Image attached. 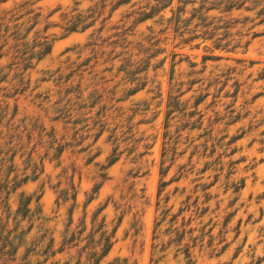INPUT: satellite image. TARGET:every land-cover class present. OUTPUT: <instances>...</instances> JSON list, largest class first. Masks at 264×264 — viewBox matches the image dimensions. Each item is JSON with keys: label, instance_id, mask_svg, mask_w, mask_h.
I'll return each instance as SVG.
<instances>
[{"label": "rangeland", "instance_id": "obj_1", "mask_svg": "<svg viewBox=\"0 0 264 264\" xmlns=\"http://www.w3.org/2000/svg\"><path fill=\"white\" fill-rule=\"evenodd\" d=\"M24 1H0V16ZM27 1L42 16L60 6L47 17L56 23L61 11L74 6V0ZM189 1L193 2L185 4L181 18H190L192 8L200 3ZM96 2L80 0L77 7L87 11ZM145 3L130 0L115 8L110 17V6H106L92 26L61 37L62 30L51 26L47 32L57 38L50 52L28 71L26 90L14 98L4 97L13 71L0 83V158L6 151V157L15 152L12 163L5 165L12 164L9 179L29 176L8 196L9 226L14 224L21 192L32 196V208L40 195L43 216V222L35 221L25 235L17 260L8 264H16L25 247L44 229L52 235L56 248L65 229L74 230L85 217V235L93 212L105 203L97 222L104 216L110 230L123 216L113 245L99 264L124 257L129 263L153 264L152 231L162 206L175 213L186 204L177 224L183 216L186 229H192L191 236L196 237L192 248L195 264H251L264 257V22L253 25L259 20L255 11L228 15L210 9L206 15L213 19L207 21H211L210 27L221 26L219 35L230 16L249 17L241 28L248 32L240 39L241 46L233 48L239 40L234 34L238 24L222 41L230 44L216 48L214 38L183 40L202 34L204 28L196 17L188 24L179 22L178 32L175 30L168 19L181 5L179 0H172L158 14L133 22ZM30 16L17 22L26 27ZM253 32L258 34L252 37ZM211 55L218 58L203 60ZM8 62L6 57L1 59L2 65ZM173 101L176 107L168 106ZM171 109L165 127L166 112ZM164 142L170 151L163 164L168 170L161 175ZM57 145L63 148L61 156L51 159ZM113 153L118 158L105 170L109 178L85 205L101 166ZM72 174L77 195L67 226L73 201L64 202L62 192ZM162 181L167 184L158 195ZM241 183L234 191V185ZM203 184L208 186L204 190ZM28 225L27 220L20 222L23 229ZM174 249H167L158 264H182V255L174 257ZM28 258L35 264L42 257L31 253ZM75 260L72 249L56 253L45 264H73Z\"/></svg>", "mask_w": 264, "mask_h": 264}, {"label": "trees", "instance_id": "obj_2", "mask_svg": "<svg viewBox=\"0 0 264 264\" xmlns=\"http://www.w3.org/2000/svg\"><path fill=\"white\" fill-rule=\"evenodd\" d=\"M5 1V0H0ZM130 0H97L94 8L88 9L87 11L81 10L77 7L80 3V0H74V6L67 10L61 11L59 14V23L51 22L47 20L51 14L60 9V6L53 9L46 16H42L40 11L35 12L29 6L33 2L24 1L22 3H16L14 7L4 10L2 16H0V83L5 81L11 71L13 75L11 78V86L5 92L4 97L11 98L16 97L18 94H21L26 90L29 85L28 71H30L41 59H43L51 50L52 43L57 38L54 33H48L47 30L51 26H57L62 30L61 36H65L72 32H81L89 28L94 24L106 6H110L109 14L107 17H110L112 11L118 6L128 3ZM146 3L143 10L138 12V16L133 20V22H140L148 17H151L155 14H158L167 6H170L172 0H144ZM153 2V3H152ZM181 5L177 6L173 12V15L168 19L169 22L173 21L175 24V30H179V22L189 23L193 17H196L200 20L199 25L204 28L201 35L191 34L188 38H184V41H190L196 37H202L204 39H213L214 46L216 48H225L229 41H225L232 32V28H236L238 24H241L240 28H236L234 32L235 35L239 36V40L233 45V48L241 46V38L246 36L248 32L243 33L242 27L246 21L249 20L248 16H244L241 20L237 17L230 16L222 26L225 31L219 35L217 29L221 26H212L211 21H207L209 18L211 20L213 17L206 15L210 9H220V12L227 13L232 15L234 11L245 10V11H255L256 18H259L258 22L253 25L264 22V0H200V3L197 7H193L191 10L190 18H181V14L185 11V4L188 2H193L189 0H179ZM37 9H40L38 7ZM31 13V16L28 19L29 25L24 26V22H17L21 17ZM107 17H104L105 20ZM251 21V19H250ZM41 22L43 26L37 27ZM185 25V24H184ZM252 27H249V30ZM34 29V30H33ZM33 30L32 37H29V33ZM258 33L253 32L252 37L256 36ZM182 36L181 34H179ZM249 40L243 43V47H247ZM6 57L9 59V62L6 65H2L1 59ZM209 58H218V56H204L203 60ZM8 71H4L5 69ZM169 98L172 100L175 97L169 95ZM168 106L176 107L173 102H170ZM172 112L168 110L166 112V125L168 116ZM16 113V109L12 113L11 118ZM166 142L163 143V148L161 152V161H160V174H164L168 170V166H163L164 162L167 160L168 151H170ZM54 153L51 156V159H59L63 148L61 145L53 147ZM4 156L0 158V264H8L9 262H15L17 260V253L19 248L25 243V235L31 230L33 223L35 221L43 222V216L41 215V207L38 203L39 196L35 199L36 205L34 208L30 206L32 201V196L25 195L23 192L19 194L17 208L12 217L13 226H9V220L11 216L10 207L8 204V196L10 193L14 192L21 184H23L29 176H17L9 179V173L12 171V164L8 167H5L6 162L13 161L15 152L11 153L9 157ZM118 156L113 153L106 165L101 166V171L98 173L97 180L92 188L88 197L86 199L85 205L90 202L93 198L96 197L99 188L102 184L109 178L107 172L105 171L110 165H112ZM172 159V158H169ZM7 169V171H6ZM74 174L70 175L68 187L65 188L62 192V200L65 202L68 199H72L73 203L69 209V220L67 226L72 222V210L76 202V185L73 182ZM33 179L36 178V174L31 176ZM167 184L165 181H162L160 188L158 190V195L161 192V187ZM241 185H234V191H238ZM208 186L203 184L202 189H206ZM205 198H209V194L205 192ZM59 198V196H58ZM187 203V202H186ZM107 203L99 206L92 214L90 223V230L84 235L86 231V222L85 217L82 219L78 225H76L74 230L68 231V228L65 229L64 235L60 241L59 246L55 248L54 239L48 229H44L43 232L35 239V242H32L31 246H26L23 253L21 254L19 260L16 264H31L29 254L35 253L42 258L37 260L35 264H45V262L53 257L56 253L60 252H69L72 249L76 251V260L73 264H99L100 261L108 254L111 246L114 242L115 230L123 216L121 214L116 222V224L109 230L106 228L104 216L97 222L98 214L105 208ZM156 205L159 207V201ZM187 204L184 207H181L175 213H170V208L163 207L161 208L160 214L156 217L153 226V236H152V257L150 262L153 264H158L160 259L165 256V251L170 247H175L174 257L182 255V264H195V260L192 255V248L195 246L196 237L191 236L192 229H186L187 221L184 220V217L181 216L180 224H177V219L179 215L187 210ZM205 210V209H203ZM23 220L29 221V225L26 229H23L20 226V222ZM162 225H167L165 228H162ZM189 234L187 241H185L186 235ZM97 235V237H96ZM164 236H167V239H163ZM47 238V241L43 242ZM41 246L37 252H33L37 246ZM161 253V255H159ZM264 258V257H263ZM263 258H257L255 262L251 264H260ZM57 262V261H56ZM50 264H53L50 263ZM63 264H69L68 261H65ZM107 264H138L137 261L129 263L128 258H114L112 261L107 262Z\"/></svg>", "mask_w": 264, "mask_h": 264}]
</instances>
